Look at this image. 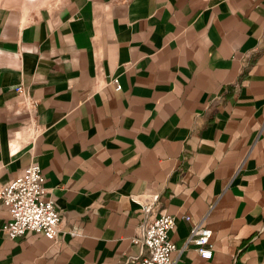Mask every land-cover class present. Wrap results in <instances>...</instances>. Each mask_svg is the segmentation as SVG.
<instances>
[{
  "label": "crops",
  "instance_id": "0c3cea01",
  "mask_svg": "<svg viewBox=\"0 0 264 264\" xmlns=\"http://www.w3.org/2000/svg\"><path fill=\"white\" fill-rule=\"evenodd\" d=\"M20 83L44 131L10 153ZM31 160L61 242L9 238L0 205V264H138V201L156 194L178 247L191 221L211 230V258L188 244L176 264H263L264 0L0 6V184Z\"/></svg>",
  "mask_w": 264,
  "mask_h": 264
},
{
  "label": "built area",
  "instance_id": "2783aa9c",
  "mask_svg": "<svg viewBox=\"0 0 264 264\" xmlns=\"http://www.w3.org/2000/svg\"><path fill=\"white\" fill-rule=\"evenodd\" d=\"M116 90L121 89L118 77L111 79ZM20 100L15 104L16 112L24 111L26 120L23 128L15 132L10 141V153H15L20 144L31 142L43 133V127L37 123V104L24 86L15 87ZM22 133V134H20ZM47 188L42 168L38 162L31 160L23 173L16 178L0 184V205L7 209L9 219L3 223L1 230L11 239L19 238L29 232L46 237L52 246L61 242L62 215L51 198H46ZM159 195L146 196L139 202L141 222L139 234L132 242L139 245L138 256L128 262L138 264H176L174 253H180L188 244L195 246L199 257L209 259L212 256L211 230L200 222L191 221L189 233L184 245L178 247L169 237L175 226V217L164 209L158 208ZM186 220H191L186 217Z\"/></svg>",
  "mask_w": 264,
  "mask_h": 264
},
{
  "label": "rangeland",
  "instance_id": "374dc122",
  "mask_svg": "<svg viewBox=\"0 0 264 264\" xmlns=\"http://www.w3.org/2000/svg\"><path fill=\"white\" fill-rule=\"evenodd\" d=\"M60 2L61 0H0V6L18 5L28 9L39 10L43 8L55 7Z\"/></svg>",
  "mask_w": 264,
  "mask_h": 264
}]
</instances>
